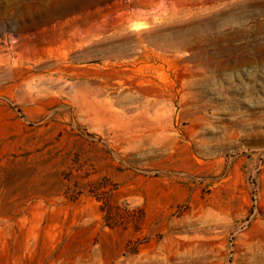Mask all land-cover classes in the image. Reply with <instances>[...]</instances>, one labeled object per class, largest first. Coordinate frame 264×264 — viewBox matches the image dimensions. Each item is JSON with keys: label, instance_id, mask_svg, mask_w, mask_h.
<instances>
[{"label": "rangeland", "instance_id": "374dc122", "mask_svg": "<svg viewBox=\"0 0 264 264\" xmlns=\"http://www.w3.org/2000/svg\"><path fill=\"white\" fill-rule=\"evenodd\" d=\"M0 264H264V0H0Z\"/></svg>", "mask_w": 264, "mask_h": 264}]
</instances>
